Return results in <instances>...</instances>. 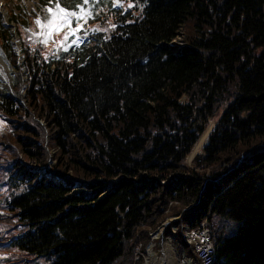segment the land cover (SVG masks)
<instances>
[{
    "label": "trees",
    "instance_id": "obj_1",
    "mask_svg": "<svg viewBox=\"0 0 264 264\" xmlns=\"http://www.w3.org/2000/svg\"><path fill=\"white\" fill-rule=\"evenodd\" d=\"M45 1L42 28L17 26L23 63L0 19L17 69L0 84V264H145L176 215L188 254L185 225L207 220L213 264H264V0H58L70 26ZM51 160L61 181L31 167Z\"/></svg>",
    "mask_w": 264,
    "mask_h": 264
},
{
    "label": "rangeland",
    "instance_id": "obj_2",
    "mask_svg": "<svg viewBox=\"0 0 264 264\" xmlns=\"http://www.w3.org/2000/svg\"><path fill=\"white\" fill-rule=\"evenodd\" d=\"M1 7H0V18L3 20L4 23L8 24L11 28V32L13 34L12 36V41L14 42V40H16L15 38L18 39V34L16 33V23L18 22V18H20V16H34L36 22L39 21V25L42 24V20L40 18V10L38 7L39 4V0H23L21 7L19 9H15L14 14H15V18L14 20L11 18V14L5 1L4 0H0ZM114 3L116 5H118L119 0H114ZM53 2H48V4L46 5L47 9H52L53 12H56L57 9L54 8L52 6ZM62 9H64L63 7H60ZM59 15H63V14H59ZM59 15L57 16L56 20H59ZM52 13L49 12V17L51 18ZM69 24V23H68ZM50 30V29H49ZM51 33V32H50ZM15 34L17 35V37L15 36ZM182 34H180L179 37L175 38L172 42L171 45L173 47H180L181 45H183L184 43L182 42ZM15 43V42H14ZM20 59L22 61L23 57L22 54L20 56ZM25 69V68H24ZM23 69V70H24ZM16 67H14L10 61L6 58V56L4 55V53L2 52L1 46H0V84L2 82H6V81H11L14 77V72L16 71ZM23 79H25V77H23ZM216 121L214 119H210L209 121V125L207 126V128L205 129V131L203 132V136L205 135V133L207 131L208 134L206 135L203 144L200 146V148L196 149V147L198 146L199 142L201 141V139L203 138V136L201 135V139H199L200 141L197 142V144L194 146V148L192 149V152L189 155H193V158L196 154L198 153H202L203 152V146L204 144L207 142V138L211 132V130L213 129L214 125H215ZM0 127H5V124L0 121ZM50 154L53 157L54 155V150H50ZM187 156V162L190 163L192 161V155L191 156ZM54 161L51 160L47 165H45L44 167H41L42 169H37L38 170V175H40L41 177L44 178H52L55 181H61L60 178L56 177L55 175L52 176L49 172L48 169H50L53 165ZM48 166V167H47ZM36 167V166H35ZM142 175H145L144 171L142 172ZM76 186L78 187H73L72 193H77V192H91L92 190L87 188L86 186H80L79 184H77ZM109 189H105V191L101 194V196L103 194H105L106 192H108ZM172 218H176V217H169V219ZM173 225V224H172ZM158 237V236H157ZM156 240V238H155ZM162 246V247H161ZM161 247V249H160ZM160 247L154 242L152 241L150 243V247L147 251V255H146V262L145 264H177L176 263V253H177V247H176V242L171 241V239L166 238L164 241H162V243L160 242ZM186 252V251H185Z\"/></svg>",
    "mask_w": 264,
    "mask_h": 264
},
{
    "label": "built area",
    "instance_id": "obj_3",
    "mask_svg": "<svg viewBox=\"0 0 264 264\" xmlns=\"http://www.w3.org/2000/svg\"><path fill=\"white\" fill-rule=\"evenodd\" d=\"M196 245L200 260H206V263L212 264L213 262V245L210 237V230L202 223L200 230H195L194 239H189ZM180 264H199V262H192L189 260H182Z\"/></svg>",
    "mask_w": 264,
    "mask_h": 264
},
{
    "label": "snow or ice",
    "instance_id": "obj_4",
    "mask_svg": "<svg viewBox=\"0 0 264 264\" xmlns=\"http://www.w3.org/2000/svg\"><path fill=\"white\" fill-rule=\"evenodd\" d=\"M48 11L50 13H52L51 18L49 19L48 23L51 26L53 24V22L57 19V16L59 14H63V15H59V20L62 21V23L59 26H63L64 24H67L69 22V18L76 16L77 17V21L79 20V16L77 15V13L74 12H67L65 9L59 8V5H57V11L53 12L52 9H48ZM37 23H39V21H37ZM57 30H59V27H57Z\"/></svg>",
    "mask_w": 264,
    "mask_h": 264
},
{
    "label": "bare ground",
    "instance_id": "obj_5",
    "mask_svg": "<svg viewBox=\"0 0 264 264\" xmlns=\"http://www.w3.org/2000/svg\"><path fill=\"white\" fill-rule=\"evenodd\" d=\"M1 4L2 3L0 2V7H1ZM208 132L209 131H207L204 136L202 135L203 138L202 139L200 138L201 141L199 140L200 142H199L198 146L196 147V149L200 148V146L203 144L204 139H205L206 135L208 134ZM191 155H189V156H191ZM191 157H193V155ZM78 188H80V187H78ZM194 234H195V230L187 231V233H186L187 240L189 241V239H194ZM199 264H209V263H206V260H200Z\"/></svg>",
    "mask_w": 264,
    "mask_h": 264
}]
</instances>
